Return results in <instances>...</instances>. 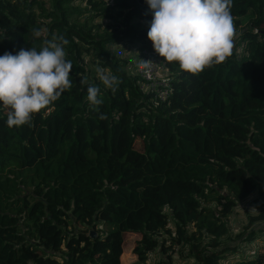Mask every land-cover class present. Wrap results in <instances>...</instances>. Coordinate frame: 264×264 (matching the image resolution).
<instances>
[{"label":"trees","instance_id":"trees-1","mask_svg":"<svg viewBox=\"0 0 264 264\" xmlns=\"http://www.w3.org/2000/svg\"><path fill=\"white\" fill-rule=\"evenodd\" d=\"M84 1L87 10L71 0H0V55L62 36L73 65V87L31 126L9 127L0 105V264H122L128 233L140 236L132 254L146 264L170 222L165 209L173 244L208 236L210 249L192 247V257L222 264L236 250L220 247L227 216L254 193L264 198V0H233L234 18L252 17L239 32L245 53L234 50L199 75L160 57L170 94L156 104L111 48H153L145 0ZM99 17L109 20L102 29L93 23ZM98 60L119 78L115 93L99 80ZM89 85L100 88L98 111L87 101ZM67 219L92 228L99 221L105 233L64 231ZM235 264H264V249Z\"/></svg>","mask_w":264,"mask_h":264},{"label":"clouds","instance_id":"clouds-1","mask_svg":"<svg viewBox=\"0 0 264 264\" xmlns=\"http://www.w3.org/2000/svg\"><path fill=\"white\" fill-rule=\"evenodd\" d=\"M152 13L147 39L163 61L199 75L232 57L237 28L231 13L233 0H145ZM34 31V36H39ZM68 41L54 36L44 46L0 55V105L9 109L7 125H32L33 117L49 108L73 87V65L66 60ZM138 55V53H136ZM151 60L139 59V69L150 70ZM96 73L106 89L117 91L120 80L98 60ZM87 83L86 80L83 81ZM100 88L87 87V101L98 111ZM101 119H105L103 113Z\"/></svg>","mask_w":264,"mask_h":264},{"label":"rangeland","instance_id":"rangeland-1","mask_svg":"<svg viewBox=\"0 0 264 264\" xmlns=\"http://www.w3.org/2000/svg\"><path fill=\"white\" fill-rule=\"evenodd\" d=\"M46 6L50 7L48 3H46ZM69 7H75L80 10L89 9L84 0H71ZM251 18L252 17L250 16L234 18V21L237 20L240 24L239 27H236L237 38L235 40L234 48L238 55H241L246 51V43L239 38V32L249 27V19ZM79 20L82 21L84 18L80 16ZM43 21L48 20L43 19ZM93 23L102 29L109 23V20H107L105 17H99L96 18ZM253 29L254 32H256L257 29ZM260 29H264V24L260 26ZM46 30L47 28L44 27L41 33L45 34ZM111 48L117 52L121 59L129 63L128 70L132 75L137 73V63L141 57V49H138L137 43L134 45L117 43L112 45ZM136 53H138V55ZM141 142V140L137 139L135 142V147L139 148V144ZM211 207L213 209H217V206L211 205ZM263 211L264 198L259 200L257 193H254L244 200L239 201L233 208L232 212L226 218L228 233L226 236L220 239V247H236V250L227 254L225 259L221 261L222 264H235L238 260L252 256L253 254L264 249V220L255 219V217ZM165 212L169 215L170 222L164 230L160 231L155 236L158 241V246L155 250L148 253L146 264H198L192 257V247L196 248L197 250H201L202 248L210 249V237L203 236L201 243L192 241L191 245L185 243L173 244L171 239L176 238L175 222L170 211L165 209ZM66 221V225L62 226L64 231H82L86 232L87 234L105 233L104 227L99 221L96 222L95 228L87 225H80L73 219H67ZM24 223L29 225V223L26 221ZM24 228L25 227H23V229ZM192 232H194L193 225H187V236H190ZM252 233L255 235L254 238L251 241L247 240L246 237ZM139 239L140 236L137 234H126L122 256L123 264H139V262H137L136 256L132 254L134 243L139 241ZM58 256H60V254H58Z\"/></svg>","mask_w":264,"mask_h":264},{"label":"built area","instance_id":"built-area-1","mask_svg":"<svg viewBox=\"0 0 264 264\" xmlns=\"http://www.w3.org/2000/svg\"><path fill=\"white\" fill-rule=\"evenodd\" d=\"M140 59L151 60L154 63L150 70L144 71L137 68V73H134L138 78L140 90L144 93H151L154 104L166 101L170 94V73L153 48L143 49Z\"/></svg>","mask_w":264,"mask_h":264},{"label":"crops","instance_id":"crops-1","mask_svg":"<svg viewBox=\"0 0 264 264\" xmlns=\"http://www.w3.org/2000/svg\"><path fill=\"white\" fill-rule=\"evenodd\" d=\"M122 256H123V254H122ZM122 256H121V261H122ZM122 264H123V262H122Z\"/></svg>","mask_w":264,"mask_h":264}]
</instances>
